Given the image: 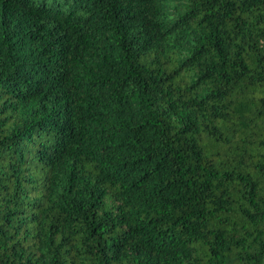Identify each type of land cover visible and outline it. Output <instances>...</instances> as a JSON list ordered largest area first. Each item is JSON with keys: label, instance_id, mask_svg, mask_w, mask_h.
I'll return each mask as SVG.
<instances>
[{"label": "trees", "instance_id": "16d2710c", "mask_svg": "<svg viewBox=\"0 0 264 264\" xmlns=\"http://www.w3.org/2000/svg\"><path fill=\"white\" fill-rule=\"evenodd\" d=\"M0 264H264V0H0Z\"/></svg>", "mask_w": 264, "mask_h": 264}]
</instances>
